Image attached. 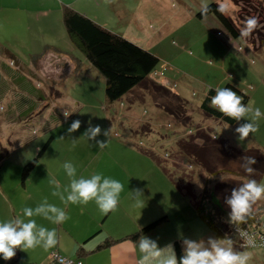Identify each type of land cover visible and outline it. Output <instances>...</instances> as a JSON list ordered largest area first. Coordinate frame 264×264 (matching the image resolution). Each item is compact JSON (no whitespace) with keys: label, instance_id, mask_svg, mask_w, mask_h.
<instances>
[{"label":"rangeland","instance_id":"rangeland-1","mask_svg":"<svg viewBox=\"0 0 264 264\" xmlns=\"http://www.w3.org/2000/svg\"><path fill=\"white\" fill-rule=\"evenodd\" d=\"M112 2L131 12L125 17L126 20L114 11L113 15L110 14V20H105L103 16L106 11L102 8V2L100 6L92 0L82 3L90 16L101 17L104 26L127 36L131 42L158 57L152 75L164 82L162 84L165 87L173 88L175 93L187 100L191 123L183 126L180 123L175 124L166 116L157 115L160 111H156L151 95L140 87L134 88L119 100L108 102L104 96L103 76L71 42L60 20L61 12L56 9L47 17L45 31L42 30L41 23L32 25L34 33H24V39L19 37L14 43L16 51L23 52L21 58L25 64L39 59L43 52H48L57 63V68L61 69V64L65 63L63 69L68 67L69 73L57 70V74L55 70H49V67L44 70L58 80L52 88L45 87L46 83L42 82L44 88L54 95L53 109L45 119L46 125L43 128L22 127L25 129L23 134L27 145L31 149L36 145L38 150L49 135L53 138L48 148L38 157L36 164L28 171L24 181L21 179L22 167L28 161L16 165L8 159L3 173L8 178L12 174L16 175L22 208H33L37 195L43 199L42 193L49 192V180L47 179L46 184L43 181L44 176L49 177L46 173L48 169L46 165L39 163L64 157L66 162L75 166L79 178L84 162L97 154L99 161L117 163L132 172L134 178H137L135 182L141 184L143 197L150 199L161 211H193V230L198 225L203 228L197 227L196 235L204 234L207 226L196 214L193 201L182 192L180 194L174 181L186 178L192 183L186 190L198 198L203 187L207 185L208 173L200 165H193L187 157L178 155L176 142L201 127L214 132L212 134L217 138L236 140L237 144H241L238 149H257L264 153V116L256 121L257 131L241 142L235 132L240 126L239 121L234 124L218 122L203 116L199 108L209 89L215 93V88L226 87L240 96L245 95L248 99L246 104L260 108L264 113V46L256 49L248 39L230 36L213 14L198 18L195 13L202 4L217 2L234 20L245 22L249 17L257 18L259 23L256 28L264 33V0H104L103 3L109 6ZM20 33L18 29L17 34ZM10 35L9 31L0 30V43L12 45L13 39ZM33 40H42V46H47H40L38 55L28 57L25 53L35 52ZM72 63L70 68L69 64ZM81 66L80 72H77ZM81 72L85 74H80ZM23 74L29 75L32 80L37 79L33 73L23 71ZM58 91L61 92V98H58L61 96ZM45 102L48 104L49 99ZM48 107L49 105H39L36 111L38 114L44 113ZM64 111L73 112L67 120L63 115ZM75 120L81 121V127L69 134L67 129ZM89 122L93 127H101V134L95 140H87L83 136ZM247 122L242 119L241 124ZM33 128L35 131L31 132ZM111 128L110 136H104L103 132ZM96 141L108 143L106 148L100 149V154ZM208 156L213 158L214 163H218V168L221 166L213 153L208 152ZM61 171L64 172V169L61 168ZM262 177L264 174L261 179ZM216 178L218 181L224 178L229 181L236 180L228 173H220ZM186 179L183 180V185H187ZM260 182H264V179ZM231 184L230 182L226 189H217L222 203L229 209L226 198L231 196L233 189L239 187L229 188ZM212 234H207L205 239H219Z\"/></svg>","mask_w":264,"mask_h":264},{"label":"crops","instance_id":"crops-1","mask_svg":"<svg viewBox=\"0 0 264 264\" xmlns=\"http://www.w3.org/2000/svg\"><path fill=\"white\" fill-rule=\"evenodd\" d=\"M92 1L97 6H100L102 2V8L106 11L103 16L105 20L108 18L110 20V14L113 15V11L125 20V17L131 13L123 8L117 7L113 2L107 6V3H103L104 0H101V2L98 0ZM82 2H85V0H0V30L9 31L11 34L10 37L13 39L12 45H7L4 42H2L3 44L0 43V221H8L18 215L22 217L23 208L21 198L17 192V177L14 174L9 178L5 177V172L3 173V171L6 165L4 164L9 159L11 163L22 165L36 156L39 150L36 149V145L33 146V149L27 145L26 137L23 134L25 129L22 127L36 126V128H43L46 125V117L50 110L53 109L52 100L54 95L44 88L43 83H46L45 87L52 88L58 80L53 76H49L45 71L49 67V70L53 69L56 72L60 70V72L69 73L68 67L63 69L66 63L64 65L61 64V69L57 68V63L53 60L51 54H47L48 52H43L39 59H33L29 64H25L21 58L23 52L16 51L17 48L14 47V43L15 41L17 42L19 37L20 39H24L23 36L26 35L24 33H34L32 31V25L41 23L42 30L45 31L47 17L56 9L60 10L62 15V8L64 6L71 7L103 27H106L101 17L89 15L85 10L86 6ZM18 29L21 31L20 35L17 34ZM116 33L121 34L120 32ZM123 36L128 38L125 35ZM33 42L35 43V46H33L35 52L25 53L28 57L38 55L40 53H38V49L43 45L42 40H33ZM45 46L47 45L42 46V48ZM28 50L34 51L32 49ZM72 66L73 63L69 64L70 68ZM76 66L78 67V65ZM81 68L82 66L77 72H80ZM89 68H91V65ZM23 71L33 73V75L37 76L38 80H32V77L24 75ZM80 74L85 73L81 72ZM22 78L26 80L23 81ZM39 83H41V86H38ZM171 89L175 91L173 88ZM58 92L61 95V92ZM253 95L250 97H253ZM61 97L62 95L58 98ZM47 98L49 99L48 104L45 102ZM247 102L248 99L246 100ZM39 105H49V107L44 113L40 112L38 114L36 110ZM157 115L163 116L161 111ZM242 119L239 121V125H241ZM34 129L31 132H34ZM228 142L236 148L241 145L239 143L237 144L236 140H228ZM22 143L24 144L22 145ZM98 152L99 154L101 153L100 148ZM65 162L66 158L61 157L58 159L51 158L39 163L40 165H46L48 169L46 173L49 177L46 178L44 176L45 179L43 180L45 184L47 179L50 181V179L55 178L61 185L60 191H63L64 187L70 182L65 171H61ZM123 167L118 166L117 163L111 164L101 160L99 161L97 154H95L94 158L84 162L82 166L83 171L79 177L90 178L93 174H101L103 177L116 179L124 185V190L120 194L117 210L107 215H102L95 203L90 202L87 206L69 204L65 208L69 219L59 225H54L39 216L33 217L38 226H44L48 229L55 228L59 243L55 248L47 252L40 247L27 249L26 252L19 249V259L16 264H57L50 263V254L53 251L65 258L80 260L83 264H137L141 254L136 246V242L139 241L141 236L156 241L158 247L161 249L169 244L174 248L175 241H178L182 246L183 253L184 239H191L196 242L202 240L207 246L208 240L205 237H207V234H212L213 232L206 227L204 234L196 235L197 227L199 229L203 227L196 226L195 222L196 230H193V211H161L157 205H154L150 199L144 198L143 195L141 198V207L135 206L131 192L137 189L143 192V189L139 182H135L137 178H134V174ZM213 178L207 175L206 186L210 187L214 185V182L210 181ZM126 182L129 183L126 184ZM209 183L211 184L209 185ZM53 189H55L54 186L49 184V192L42 193L44 195L43 199L37 195L34 206L36 207L44 199H47L51 204L64 207L59 198L52 195ZM257 203L262 207L259 218L264 220V200L258 201ZM183 213L185 214L183 215ZM164 215L167 219L151 231L141 234L136 239L130 236L146 224ZM105 241H109V243L103 245ZM242 251H247L251 254L249 264H264V248H247ZM8 261L0 257V264H6Z\"/></svg>","mask_w":264,"mask_h":264},{"label":"trees","instance_id":"trees-1","mask_svg":"<svg viewBox=\"0 0 264 264\" xmlns=\"http://www.w3.org/2000/svg\"><path fill=\"white\" fill-rule=\"evenodd\" d=\"M207 5H209L207 14H213L230 36L248 39L256 49L264 46V33H261L258 28L247 37H244L241 35V31L244 28V20L241 22L238 19H232L225 13L224 7L217 2H209ZM200 9L195 15L198 18H203L207 14L202 16ZM61 19L71 42L83 52L86 60L103 76L104 96L108 102L112 103L119 100L134 88L140 87L151 95L156 109L160 110L163 116L168 117L170 121L172 120L175 124L180 123L183 126L191 123L187 100L168 87H165L162 82L157 78L155 79L152 75L159 60L156 55L131 42L123 35L103 27L71 7L64 6L62 8ZM214 94V91L209 89L202 99L199 108L203 116L215 119L218 122L234 124L236 120L223 116L222 113L209 107L211 97ZM242 97V102L245 103L247 98L245 95H242ZM212 133L214 132L197 127L193 134L177 140L176 153L190 159L193 165H200L210 177H215L210 179V181L214 182V185L210 187L204 186L201 194L196 198L194 193L186 190L192 184L186 178H179L177 181H174V184L178 191L193 201L199 218L213 233L220 239H232L234 249L242 251L248 247L242 245V237L238 231L234 230V227L237 226L229 222L231 209L226 208L222 203L220 196L217 194V189H226L230 182L232 184L229 188H235L247 179H255L260 182L261 176L264 174V153L257 149H238L224 138H216L214 140L215 134L213 135ZM52 138V135H49L39 148L36 156L22 167L21 179L23 181L28 171L36 164L38 157L48 148ZM197 140H200V142H197ZM208 152L213 153L216 160L221 163L219 168L217 167L218 163H214L212 161L213 158L210 159ZM243 157H255L257 163L252 166L256 169L254 174L249 175L245 172L242 166L244 163ZM228 164L230 165L228 166ZM220 173H228L235 177L236 180L231 179L232 181H229L224 178L218 181L216 176L220 175ZM184 179L187 180V185H183ZM261 208L258 203L253 205L252 215L246 223L239 225V229L243 230V228H247L254 230L264 227V220L259 218ZM166 219L165 215L161 216L130 236L136 239L141 234L151 231ZM108 243L109 241H105L103 245ZM174 249L179 260L183 256V249L178 241H175ZM18 259L19 249L16 250L15 257L6 264H16Z\"/></svg>","mask_w":264,"mask_h":264},{"label":"clouds","instance_id":"clouds-1","mask_svg":"<svg viewBox=\"0 0 264 264\" xmlns=\"http://www.w3.org/2000/svg\"><path fill=\"white\" fill-rule=\"evenodd\" d=\"M209 5L202 4L200 13L206 15ZM259 21L255 17H249L244 22V28L241 35L247 37L254 31ZM215 95L211 97L209 107L222 113L223 116L240 121L242 118L247 123L241 124L235 129L239 141L243 142L250 134L257 131V123L264 113L260 108H253L251 104L244 105L243 97L235 91L226 87L215 88ZM73 112L64 111L65 120ZM81 127V121L75 120L71 123L67 132L69 134L76 132ZM101 127H93L91 122L83 134L87 140H95L101 134ZM112 128L105 130L103 135L109 137ZM217 137H213L215 140ZM63 139V137H61ZM75 142V141H74ZM100 149L108 146V143L96 141ZM243 168L246 173L252 175L256 169L252 167L257 163L255 157H243ZM63 169L69 178V184L60 191L61 185L52 178L49 183L54 186L53 196L59 198L64 207H58L44 199L35 208L25 207L20 215L8 221H0V257L5 261L11 260L16 255V250L25 251L27 249L42 248L44 251L55 248L58 243V234L55 228L48 229L44 226H38L33 217L39 216L51 222L54 225L64 223L69 219L65 208L69 205L87 206L94 202L102 215L115 212L120 201V194L124 190V185L112 178L103 177L101 174H93L90 178L83 176L77 178V170L71 162H65ZM132 198L135 206L142 205V190H134ZM264 200V182H258L255 179H247L231 192V196L226 198V204L230 207L229 222L237 226V231L242 236L247 237L245 231L239 229L241 223H246L252 215L253 205L258 201ZM26 218V219H25ZM247 244L254 245L250 238L246 239ZM136 246L141 254L137 264H249L251 254L247 251H236L233 247V241L230 238L215 239L209 238L207 246L204 241H193L184 239L183 256L177 258L174 248L171 244L161 249L157 242L141 236ZM264 247V244L260 245Z\"/></svg>","mask_w":264,"mask_h":264},{"label":"built area","instance_id":"built-area-1","mask_svg":"<svg viewBox=\"0 0 264 264\" xmlns=\"http://www.w3.org/2000/svg\"><path fill=\"white\" fill-rule=\"evenodd\" d=\"M156 74V73H154ZM234 230L237 231V227H234ZM242 230V229H241ZM243 231L246 232L247 237L242 236L239 231V235L242 237V245L245 247H262L260 245L264 244V227H259L257 229L251 230L247 228H243ZM250 238L252 241H254V245L247 244L246 239ZM50 263H57V264H83L80 260H74V259H69L60 256L57 254V252H52L50 254Z\"/></svg>","mask_w":264,"mask_h":264}]
</instances>
